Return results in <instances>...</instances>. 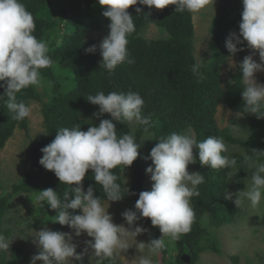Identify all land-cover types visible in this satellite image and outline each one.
<instances>
[{
  "label": "clouds",
  "instance_id": "clouds-1",
  "mask_svg": "<svg viewBox=\"0 0 264 264\" xmlns=\"http://www.w3.org/2000/svg\"><path fill=\"white\" fill-rule=\"evenodd\" d=\"M104 9L102 15L110 23L109 32L99 44L102 61L99 68L106 70L111 76L120 64L127 62L134 64L135 58H130L127 45L128 37L136 30L133 16L128 9L137 4L145 5L149 9H164L175 5V12L199 13L210 0H97ZM243 11L239 23V35L231 33L226 39L228 52L235 55L244 49L237 45L247 42V46L259 53L260 62H256L251 55L245 56L239 67L242 72V100L243 111L264 119V83H259L255 76L264 72V0H242ZM142 9L137 7L136 12ZM150 13L144 17L148 19ZM36 23L33 14L27 10L21 0H0V87L4 94L0 100L5 101L6 108L14 115L12 119L21 121L32 114V106L23 101H17V93L33 86L37 89L51 88L52 82L45 80L41 69L53 68L55 61L50 52L51 41L38 39L33 33ZM63 34L60 32L52 36L57 46L62 43ZM241 37L243 39H241ZM92 45L85 51H96ZM202 64L197 62L192 72L199 80L205 79L200 72ZM235 67V66H233ZM103 72L101 75L103 76ZM65 93L67 88L64 89ZM51 96L49 102H51ZM86 100L99 106V111L93 113L98 119L108 114L109 119H99V124H92L87 131L81 130L77 124L71 128L61 127L56 131L54 140L41 148L42 157L39 160L46 170L54 172L61 184L70 186L62 197L57 191L49 187L40 190L35 195V201L41 208L47 205L55 212L51 216L53 223L67 225L75 230V235L86 233L92 238L85 241L87 247L84 252L77 253V245L72 242L70 233L50 230L47 227L36 232L35 243L39 253L34 255L31 264L43 261V264H73L79 261L83 264V256L88 249L92 250V257L96 264L108 259L115 264V257L127 252L133 245H129L127 237H136L145 233L147 229L136 224L141 218H149L154 227H159L160 238H153L149 242L134 244L138 255L135 264H154L153 256L158 255L173 244L181 240L184 234L191 231L196 214L191 206V198L200 196L198 186L204 183L205 177L200 172H190L188 166L197 162L211 169H231L236 166L239 157L225 155L228 152L223 137L208 136L197 141L195 135L189 132H173L161 137L150 150L145 160L151 164L145 169L153 182L150 191H141L135 203V210L127 209L121 213L128 228L123 224H115L113 216L105 208L94 189L89 186L85 191L82 181L86 173L91 170L96 184L103 187L109 201H119L121 185L116 181L118 177L113 169L118 166L130 167L140 156L141 142H136L133 132L118 135L116 124L136 123L149 126L151 115L143 113L144 98L139 92L112 91L105 94L98 91L95 95L87 96ZM239 116V113H236ZM91 124V123H90ZM147 130V129H145ZM198 150V157L193 149ZM252 155H245L243 160L248 167L255 166L251 176V183L245 190L235 194L226 192L224 198H237L234 204L243 205L245 199L253 207L264 200V151L252 150ZM75 185V186H73ZM127 193L129 191L128 188ZM126 193V194H127ZM0 192V195H4ZM80 210L79 214H72L69 210ZM12 239L0 233V250H9ZM147 249V253H145ZM188 250H186L187 252Z\"/></svg>",
  "mask_w": 264,
  "mask_h": 264
},
{
  "label": "rangeland",
  "instance_id": "rangeland-1",
  "mask_svg": "<svg viewBox=\"0 0 264 264\" xmlns=\"http://www.w3.org/2000/svg\"><path fill=\"white\" fill-rule=\"evenodd\" d=\"M72 0H55L50 6H43L44 19L49 25L50 36L46 41H51L53 49L57 44L51 38L60 32L64 34V24L60 18V12ZM227 11L228 16L224 18ZM243 11L242 0H210L209 4L199 13L190 14V29L187 40V60L192 67L200 62V72L207 78L208 72L218 58L220 47L225 48L226 39L231 33H237L235 29L236 19ZM226 20V21H225ZM53 28V29H52ZM222 30L221 44L216 42L214 34L216 30ZM140 36L150 40H167L169 32L165 28L148 24L140 31ZM106 36L103 31L89 32L84 43L97 41L100 43ZM63 37V36H62ZM243 51L235 55L228 53L225 61L220 65V87L225 90L235 82L234 76L241 73L240 63L245 56L251 55L256 62H260L259 53L250 49L245 41ZM235 66V67H233ZM45 80L52 82L51 88L37 89L33 86L34 97L28 100L27 104L32 106V114L25 118L22 125H17L9 139L6 140L0 149V205L4 209L0 233L12 239L9 250H0V264H31L32 257L39 253L35 241L36 232L47 227L50 230L70 233L72 242L77 245V253L84 252L87 247L85 241L92 238L86 233L80 236L75 235V230L67 225H60L51 221L55 212L50 207L35 201L38 191L47 189L49 186L39 183L43 175L53 183L58 178L54 172L46 170L40 163L32 160V152L38 151L45 146L53 131L57 117L55 104L58 94H66L77 89L78 85L70 66L55 63L49 68L48 73H41ZM259 83H264V72H258L255 76ZM242 82V78H240ZM67 88L65 93L64 89ZM144 98L145 104L143 113L151 115L149 126L136 123L116 124L119 133L133 132L136 142H141L139 149L140 156L130 167L118 166L113 173L118 177L117 183L121 185V194L124 196L119 201H109L104 193L103 187L96 184L94 174L91 170L86 173L82 181L86 191L89 186L94 189V194L99 196L104 207L113 216L115 224L128 225L121 213L127 209L135 210V203L141 191H150L152 181L150 174L145 169L151 164V160H145L150 150L155 146L161 137H166L173 132L185 133L191 131L199 142V136L193 126L192 114L186 108L179 110L173 108L170 100L161 97L152 91H138ZM117 92H125L124 90ZM51 96V102L49 97ZM239 113V116L236 113ZM215 130L213 134L223 137L228 152L225 155L239 157L235 167L231 169H211L208 166H201L198 159L194 164L188 166L190 172H200L205 177L204 183L198 186L206 190L205 194L221 192L223 199L210 205L199 219H195L192 229L184 234L180 241L170 244L167 249L152 257L154 264H264V200L253 207L250 201H244L240 207L235 206L233 195L231 200H226V192L237 193L245 190L251 183V176L255 166L248 167L243 160L247 154L252 155V160L257 159V154L252 150L264 151V119H258L255 115L244 111H232L223 101L215 108L214 113ZM92 124L98 125L95 120L87 124L85 129ZM147 129V130H145ZM194 156L198 157V150L193 149ZM259 159L264 161V156ZM142 179V180H141ZM47 181V179H45ZM75 186V185H73ZM129 189L127 193V189ZM30 189V190H28ZM58 191L62 197L64 191ZM127 193V194H126ZM197 196L191 198V206L195 211ZM72 214H79L80 210H69ZM147 231L136 237V241L149 242L153 238H160L162 235L159 227H154L149 218H141L136 222ZM127 242L130 247L127 252L115 257V264H135L134 257L138 255L135 247V237L128 236ZM186 250H188L186 252ZM147 253V249H145ZM187 256L189 262L181 260V256ZM95 257H92V250L88 249L83 256V264H96ZM181 261V262H180ZM36 264H43V261H36ZM73 264H81L73 261ZM102 264H112L108 259Z\"/></svg>",
  "mask_w": 264,
  "mask_h": 264
},
{
  "label": "trees",
  "instance_id": "trees-1",
  "mask_svg": "<svg viewBox=\"0 0 264 264\" xmlns=\"http://www.w3.org/2000/svg\"><path fill=\"white\" fill-rule=\"evenodd\" d=\"M35 19L36 30L33 33L38 39L46 40L50 36L47 31L49 25L43 18L45 12L43 6H50L55 0H21ZM142 9L141 13L136 12V8ZM103 8L97 0H72L67 7L60 12V18L64 24V34L62 43L55 46L50 55L55 63L68 65L72 68L74 78L77 82V89L66 94H58L56 99V120L53 131L61 127H73L81 125V130L86 131L85 126L95 120L99 124V119H109L108 114H103L99 119L93 115L99 111L98 105H93L86 100L87 96L95 95L98 91L105 94L112 91L129 90L152 91L161 97L170 100L173 108L179 110L186 108L192 114V122L200 141L208 136H215L214 113L219 102L223 101L232 111H243L242 82L238 76H234L235 82L223 90L220 87V65L229 53L226 46L220 47L218 58L212 65L207 78L199 80L197 75L192 72V66L186 62L187 40L190 29L189 12H175V5H169L164 9H149L145 5L137 4L128 9L133 16L136 30L128 37L127 45L130 58H135L134 64L124 62L117 66L111 76L106 70L99 68L102 57L100 55L99 44L97 41L84 43V39L89 32L103 31L107 35L110 21L102 15ZM150 13L148 19L145 14ZM228 16L227 11L223 15ZM236 19L235 29L239 35V23L241 16ZM226 21V20H225ZM165 28L170 35L167 40H150L140 36L141 29L148 25ZM53 29V28H52ZM222 30L218 28L214 34L216 42L221 44L220 39ZM241 39H243L241 37ZM245 43V42H244ZM243 44L237 45L238 48ZM92 45H96V51L87 53L85 50ZM49 68L41 69V73L47 74ZM104 73L103 76L101 73ZM3 83V82H0ZM4 94V88L0 87V95ZM31 88L23 89L17 93V101L26 104L33 98ZM0 100V149L3 148L7 139L13 133L17 125H22L25 119L16 121L12 119L14 115L6 106L5 101ZM118 131V130H117ZM122 133L118 132V135ZM56 133L50 136L46 145L51 143ZM44 146V147H45ZM43 148V147H42ZM41 149L38 153L32 152V160L39 163L42 157ZM47 179V181H45ZM142 180V179H141ZM43 175L45 183L54 190H66L69 185L61 184L58 180L53 182ZM48 187V188H49ZM30 190V189H28ZM200 196L197 197L195 204L196 219H199L203 212L212 204L223 199L221 192L205 194L206 190L199 188ZM4 209L0 205V224ZM181 262V261H180Z\"/></svg>",
  "mask_w": 264,
  "mask_h": 264
},
{
  "label": "water",
  "instance_id": "water-1",
  "mask_svg": "<svg viewBox=\"0 0 264 264\" xmlns=\"http://www.w3.org/2000/svg\"><path fill=\"white\" fill-rule=\"evenodd\" d=\"M181 260H183L186 263H188L190 261L189 258L185 255L181 256Z\"/></svg>",
  "mask_w": 264,
  "mask_h": 264
}]
</instances>
